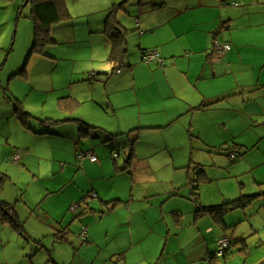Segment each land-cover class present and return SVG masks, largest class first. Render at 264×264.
<instances>
[{
  "label": "rangeland",
  "instance_id": "rangeland-1",
  "mask_svg": "<svg viewBox=\"0 0 264 264\" xmlns=\"http://www.w3.org/2000/svg\"><path fill=\"white\" fill-rule=\"evenodd\" d=\"M25 1H12L16 5H11L9 12L5 9L0 10V15H4L6 20L4 34L0 36V47H3L0 50V57L3 53V58L0 60V173L6 175L0 185V203L10 202L14 205L26 230V235H21L13 228L4 226L0 221V227L6 233V240L0 244V264H124L123 259L119 258L122 254L113 260L111 255L115 250L126 245L131 235L138 241L135 249L138 248L139 254L133 257L130 253V256L136 264H141L140 256L143 252L147 251V247H155L157 244L155 242L157 237L151 239L149 230L156 223V217L161 216V211L155 207L150 208L149 204L147 210L139 209L133 214L130 211L134 181L122 170V166L116 167V161L112 158L110 150L112 145L118 150L122 148L121 156L117 161L124 164L126 152L123 147L128 143L129 137L118 135L107 144H103L91 136L81 138L77 122L65 123L62 120L66 116L76 114L82 120L115 134L121 133L124 128L139 126L136 121L129 123L126 121L141 115L140 113H142L141 118L145 119L142 125L148 121H151L150 124L155 123L151 118L159 117L157 121L162 120L161 117L164 115L158 111L162 112L165 106L169 108L172 106V110H175L177 107L173 106L174 104L187 102L185 94L191 92L187 90V75L180 78L177 74V81L182 85L175 96L171 91L163 89L165 80L161 79L159 74L152 72L153 69L162 68L166 60L162 59L163 64L158 63L157 60L143 63L141 60L139 62L137 57V66H141L136 72L134 84L132 71L129 75L126 73L129 68H124L123 75L118 73L111 75L113 69L109 60L111 48L108 54H105L103 60L105 63H102L104 57L102 49L95 52L90 46L92 43L87 40L72 38L63 33H52L56 43L49 40L42 52H33L35 23L30 17L31 7L30 5L24 7L20 18L16 9L18 5L23 7ZM204 1L200 0V4ZM210 4L211 2L207 6ZM217 4L215 8L213 4L210 7L197 5L190 11L173 18L162 29L169 27L170 23L177 31L183 32L182 28L187 24L192 25L194 18L196 21L205 22L218 14L222 5ZM8 14L11 17L7 16ZM158 14H160L158 21L162 22L164 15ZM224 14L228 15V11L224 10ZM244 20L240 22L246 23ZM75 21L77 24L80 23L78 20ZM258 30L259 28L252 31L253 37ZM77 37L80 35L77 34ZM201 37L199 29L196 28L178 38L181 45H187L188 56H195L196 61L200 56L196 53L201 47ZM253 50V47H247L246 54ZM150 51H156L162 58L157 50ZM133 60L135 63L136 59ZM169 65L170 61L167 66ZM224 66V69L240 67L238 62ZM103 67H107L106 73L101 72ZM194 68L196 69V64L192 67V74L195 73ZM171 70L175 74V69ZM96 72L100 74L97 75ZM221 75L223 72L219 71L220 78L215 85L211 81H200L198 88L193 85L199 96L203 92L217 96L224 92L232 95L233 91H236L235 97L221 96L218 103L209 106L208 112L204 113L203 122L206 123L210 117H213L212 126L216 122L215 118L225 121L223 123L226 124L228 131L223 126L216 127L211 137L216 136V142L221 143L223 133L224 139L231 138L230 131L238 133L234 141L237 143L242 141L239 144L245 143L247 144L245 147L248 148L241 149V152L250 149L246 156L253 162H259L262 157L252 148H257L255 144L260 138L261 144H259L264 150V138L260 136L264 134V118L249 116L244 110H240L237 104L240 95H237L239 88L235 80L236 76ZM109 76L111 77L108 78ZM240 78L242 77L240 76L238 81ZM245 93L251 94L250 91ZM254 94L260 96L262 93ZM71 95L78 96L81 102L79 101L76 106L69 105V102H77L69 97ZM200 98L199 102L203 101L205 104L216 102L207 97ZM65 102L68 108L63 106ZM22 104L31 114L28 119L29 126L23 124L15 107ZM186 116L188 122L192 115ZM41 120H49V123H41ZM195 121L200 124V115ZM182 127L183 124L179 122L172 128L140 130L136 133L139 136L137 145L141 148L150 144L159 146V143H165L167 140L174 141ZM82 147L95 150V155L101 162L106 161L107 167L102 169L88 165L89 163L86 162H91L90 159H84L81 162L77 161L80 167L78 168L77 163L74 164L73 157L76 161L77 155L84 150ZM14 153L20 157L18 162L12 161ZM210 158L216 165L221 164L223 160H229L226 156L213 155ZM242 158H238L239 161ZM113 168L118 169L122 174L113 173ZM238 171L240 170L234 169L230 171L232 176L202 187L201 190L205 192L204 202L212 203L211 205L220 204L214 197L221 193V189L228 191L231 198L234 193H238L234 196L236 198H232L233 200L241 195L257 193V190L249 185V175L238 174ZM172 172H174L173 167L167 166L165 174L171 175ZM145 188H150L149 184H146ZM145 188H136L139 191L138 196H141ZM91 190H96L101 195L103 193L107 200L115 199L118 195L123 202L114 210H110L102 202L99 210L91 212V209L87 208L84 215L80 218L75 217L82 208L87 207L86 202L82 208L76 207L75 204L89 201L92 197L87 196L96 193ZM139 207L141 208V205ZM83 216H89V219L82 218ZM65 227L67 231L63 232ZM85 227L97 232L95 240L83 241L80 234ZM62 235H66L67 240L57 245L55 250L58 236ZM262 236L264 237V231ZM258 237L259 234L255 238ZM178 245L179 242L175 244L178 255L172 256L174 261L175 257L183 259L190 250L189 246H186L182 251ZM257 246L254 244L250 248L253 258L255 254L264 251V248L260 250ZM210 247L213 249L212 252L216 251L214 244ZM154 253L155 251H152L151 256ZM222 260L223 257L219 262Z\"/></svg>",
  "mask_w": 264,
  "mask_h": 264
},
{
  "label": "crops",
  "instance_id": "crops-1",
  "mask_svg": "<svg viewBox=\"0 0 264 264\" xmlns=\"http://www.w3.org/2000/svg\"><path fill=\"white\" fill-rule=\"evenodd\" d=\"M12 1L15 0H0V10L5 9L9 12L11 10L10 6L16 5ZM41 1L43 0H26L23 7L18 5V8H16L19 14L18 17H22V9L30 5V17L32 18L34 3ZM204 2L200 4V0H64L70 16L59 22L52 23L48 27L49 40L56 43L52 33H63L72 38L87 40V42L93 44L90 46L95 52L102 49L104 53L102 63H105V61L103 62L105 54L107 55L111 48L110 60L112 52V40L105 32V29L109 16L114 13L116 20L122 27V42L126 51L125 66L115 73L123 75L124 68H129L126 73L129 75L130 71H132L131 75L135 84L136 72L141 66H137L138 59L139 62L141 60L143 63L144 61L150 63L145 55L150 50H157L162 57L161 59L166 60V62L162 65V68L151 71L154 74L156 73V75L159 74L161 79L165 80V86H162L164 90L171 91L176 96L182 85L177 81V74H179L180 78L185 77V74L187 75V90L191 91L189 94H185L187 102H179V105L174 104L173 106L177 107L175 110H172V106L170 108L165 106L162 112L158 111L164 115V117H161L162 120L157 121L159 117L151 118L155 120V123L151 124V121H148V123L142 125L145 119L141 118L142 113H140L141 115L126 121V123L136 121L140 124L139 126L130 127L131 129L124 128V131H121V136L127 135L129 137V144L134 138L137 139V142L139 140L137 132L130 134L132 130H158L168 127L172 128L179 122L183 124L182 130L176 135L174 141L167 140L165 143H159V146L150 144V146L141 148L136 142L135 159L129 169L124 170L134 181V186L131 190V199L133 201L129 204V206L131 205L130 211L132 214L133 212H138L139 209L147 210V204L150 205V208L155 207L161 211V216L156 217V223L149 230L151 239L157 237L155 238L157 244L155 247H147V251L140 256L141 264H147V262L148 264H264L263 250L262 253L255 254V258H253L254 255H251L250 251L251 246L254 244H257V248H260V250L264 248V237L262 236V231H264V150L260 147L261 139L259 138L255 144L257 148H252V150L257 151L255 153L261 155L262 159L259 162H253L246 156L247 151H250V149L241 152V149L247 148L245 147L247 144H239L242 141H238V143L234 141L238 133L230 131L232 133L230 139H224L225 134L223 133L221 143L216 142V136L212 138L211 135L216 127L221 128L223 126L227 130L226 124L223 123L225 121L215 118L216 122L212 126L213 117H210L204 123V113L208 112L209 106L218 103L220 98H222L221 96L235 97L236 91L231 89L234 94L230 95L224 92L217 96L203 92L201 96L216 100V102L211 104H205L203 101L199 102L201 96L193 88V85L198 88L200 81H211L215 85L220 78L219 71L223 72L225 76L234 74L239 88L237 90L239 92L237 95H240L237 102L239 109L244 110L249 116L255 115L258 118H264V0H205ZM209 2L211 4L207 6ZM217 3L222 5L220 12L205 22L196 21L194 18L192 25L187 24L182 28L183 32L177 31L170 23L169 27L162 29L173 18L190 11L197 5L210 7L213 4V8H215L218 5ZM224 10L228 11V15L225 16ZM158 13H163L164 15L162 22L158 21L160 15ZM7 16L10 15L8 14ZM75 20L80 23L77 24ZM85 20L87 21L84 22ZM240 20H244L246 23L242 24ZM5 21L4 15H0V36L4 34ZM34 23L35 41L37 29L36 22L34 21ZM196 28L199 29L202 36L201 47L196 53L200 55L197 61L195 56H188L187 45H181L178 40V38L196 30ZM258 28L256 36L253 37L252 31ZM74 33H77L80 37H77V34ZM133 42H137V44H133ZM247 47H253V52L246 54ZM1 48L3 47H0V50ZM1 55L0 60L3 58V53ZM48 55L50 54L48 53ZM133 58L136 59L135 63H133ZM169 61L170 65L167 66ZM234 62H238L241 68L224 69L225 64L230 65ZM194 64H196V69L194 68L195 73L192 74ZM171 69H175V74ZM106 70L107 67H103L101 72L106 73ZM96 73L97 75L100 74V72ZM115 73L111 71V75ZM238 76L242 77L239 79L240 81H238ZM240 88L243 89L241 90ZM245 91H250L251 94H246ZM256 92L262 94L256 96L254 94ZM69 97L75 99L79 104L78 96L71 95ZM66 103L64 106L68 108ZM70 104L73 103L69 102ZM140 111L142 112V110ZM147 113L153 112L147 111ZM186 115H192L188 122ZM198 115H200V124L195 121ZM76 120L86 122L76 114L66 116L62 121L67 123L70 121L77 122ZM90 125L96 126L94 124ZM133 135H136V137H133ZM260 136L264 138V134ZM80 143L83 144L81 141ZM224 144H227V146ZM87 150L95 152L93 149L88 148ZM234 150L237 152L236 158L231 156L235 152ZM213 155L226 156L229 160H223L221 164L216 165L210 158ZM241 157L243 158L239 161L238 158ZM126 159L127 155L124 164L117 161L116 167L120 168L122 166L123 168ZM73 161L76 164L74 157ZM86 163L95 167H102V169L107 167V162L104 160L100 164ZM169 165L173 167L174 172L171 175H166L165 171ZM234 169L240 170L238 174L247 173L250 177L249 185L254 190H257V193L239 197L256 196L252 203L242 208L230 207L229 211L224 215V223L216 222L209 214L198 216L196 214L198 207L212 204L204 202L205 192L201 190L202 187L232 176L230 171ZM112 170L113 173L122 174L116 168ZM146 184H149L150 188H145ZM137 187L138 189L145 188V191L141 192V196H138ZM91 191L96 193H91L87 196L92 197L89 201L80 202L78 207L82 208L85 202L87 207L82 208L75 217L80 218L87 212V208L91 209V212L99 210L102 202L110 210L116 209L123 202V199L119 198L118 195L115 199L107 200L103 193L101 195L96 190ZM220 192L219 195L216 194L214 197L220 204L236 200L232 198H236L234 196L238 194L234 193L231 198L229 197L231 194L228 191L221 189ZM114 202L117 204L114 205ZM139 205H141V208ZM70 210H72V207H70ZM125 210L126 212L128 211L126 208ZM82 218L89 219V216H83ZM74 223L72 222V224ZM5 226L10 227L9 225ZM230 233L232 234L230 235ZM5 234L3 228L0 227V244H2L3 240H6ZM258 234L260 237L255 238ZM224 236H227L232 241L226 255L217 257L213 254L211 256L213 249L210 246L214 244L216 250L218 241ZM96 238L97 232L91 229L88 230V242ZM178 242L180 250L184 251L186 246H189L190 250L183 259L175 257L176 260L174 261L172 256L178 255V249L175 247ZM61 243L62 241L60 240L56 241L55 250L57 245ZM137 243L138 241L132 235L129 236L126 245L115 250L111 255V259L113 260L116 256L118 257L122 254L119 258L123 259L122 262L124 264H136L130 253H132L133 257H136L137 253L139 254L138 248L135 249ZM152 251H155L153 256H151ZM221 257L224 260L219 262Z\"/></svg>",
  "mask_w": 264,
  "mask_h": 264
},
{
  "label": "trees",
  "instance_id": "trees-1",
  "mask_svg": "<svg viewBox=\"0 0 264 264\" xmlns=\"http://www.w3.org/2000/svg\"><path fill=\"white\" fill-rule=\"evenodd\" d=\"M69 16L70 14H69L68 9L65 6L64 0H43L41 2L34 3L32 18L36 22L37 30H36V35H35L33 52L35 51L42 52L44 46L49 41L50 39L49 32H48L49 25L52 23L59 22L63 19H66ZM105 32L108 34V36L112 40V52L110 55V61L113 64L112 72L115 73V72L120 71L125 66L124 60L126 56V51H125V48L123 47V42H122L123 41L122 27L120 26L119 22L116 20L114 13H112L107 20ZM158 61L159 59L157 60V62ZM159 63L163 64L162 59L160 60ZM72 103L74 104V106L78 104V102H72ZM15 107H16V110L23 124L25 126H29L28 119L29 117H31V114L27 112L22 106L16 105ZM76 121L78 122V126H79L78 130H79V135L81 138L91 136L92 138H95L98 141L100 140L101 143L107 144L108 141H111L114 137H118V135L121 136V133L115 134L105 129H102L100 127L87 124L86 122L78 121V120ZM41 123H49V120H41ZM137 130L138 129L130 131V134L139 131ZM136 142H137V139L134 138L130 141L129 144L127 143L123 147L127 155L125 166H123L122 168L123 170H128L130 165L133 163V160L135 159ZM110 150L112 153L111 154L112 158L117 162V159H119L121 156L120 150H122V148L118 150L114 147V145H112ZM14 155L12 156V161L18 162V160H20L19 159L20 157L17 160H15L13 159ZM93 156L96 157V160H93ZM84 159H90L91 163H94V164L101 162L99 157L95 155L94 151L84 149L82 153L77 155L76 163H77L78 168H80L78 166V162H81ZM5 177H6L5 174L0 173V185L4 181ZM255 197L256 196H245V197L236 199L229 203H224L220 205H210V206H204V207L200 206L198 207L196 214L198 216L209 214L215 219L216 222L224 223V215L229 211L230 207H234V208L245 207L251 204L252 201L255 199ZM116 204L117 203L114 202V205ZM79 205L80 203L77 204L76 207H78ZM0 210L2 211L0 213L1 215L0 221L4 223V226L9 225L15 231L25 236L26 230L24 227V223L21 221L17 210L14 208V205L11 204L10 202L0 203ZM84 229L80 235L83 241H88V229L86 233H84ZM66 231H67V228L65 227L63 229V232H66ZM58 240L62 242L66 241L67 240L66 235L58 236ZM226 253L224 255H226ZM213 254L215 255V252H212L210 255L212 256Z\"/></svg>",
  "mask_w": 264,
  "mask_h": 264
},
{
  "label": "built area",
  "instance_id": "built-area-1",
  "mask_svg": "<svg viewBox=\"0 0 264 264\" xmlns=\"http://www.w3.org/2000/svg\"><path fill=\"white\" fill-rule=\"evenodd\" d=\"M146 59L148 61L158 60V59H159V61L161 60V58L159 57V55L157 54L156 51L148 52L146 54ZM231 156L233 158H236V152L231 154ZM18 158H19L18 154H15L13 157V159H15V160H17ZM93 160H96L95 156H93ZM75 205L77 206V204H75ZM86 232H87V229L85 228L84 233H86ZM231 244H232V241L227 236L222 237L217 243V249L215 251V255L218 257L223 256L226 253V251L228 250V248L231 246Z\"/></svg>",
  "mask_w": 264,
  "mask_h": 264
}]
</instances>
